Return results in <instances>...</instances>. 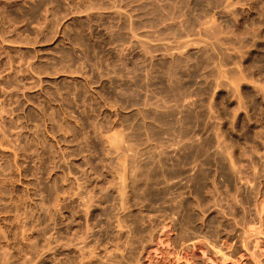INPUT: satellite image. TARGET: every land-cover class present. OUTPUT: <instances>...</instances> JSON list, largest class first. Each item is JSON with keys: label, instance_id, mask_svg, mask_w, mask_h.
<instances>
[{"label": "rangeland", "instance_id": "obj_1", "mask_svg": "<svg viewBox=\"0 0 264 264\" xmlns=\"http://www.w3.org/2000/svg\"><path fill=\"white\" fill-rule=\"evenodd\" d=\"M0 264H264V0H0Z\"/></svg>", "mask_w": 264, "mask_h": 264}, {"label": "bare ground", "instance_id": "obj_2", "mask_svg": "<svg viewBox=\"0 0 264 264\" xmlns=\"http://www.w3.org/2000/svg\"><path fill=\"white\" fill-rule=\"evenodd\" d=\"M190 244V243H189ZM195 245H196V243H194ZM191 246H192V244H191ZM183 247H185V246H183ZM187 247H189V246H187ZM187 249V248H186ZM182 250H185V248L184 249H182ZM188 251V250H187ZM181 252H186V251H181ZM189 254V253H188ZM185 255V254H184Z\"/></svg>", "mask_w": 264, "mask_h": 264}]
</instances>
